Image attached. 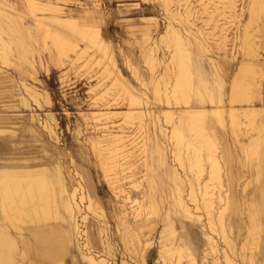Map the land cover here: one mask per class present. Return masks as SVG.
<instances>
[{
	"label": "rangeland",
	"instance_id": "1",
	"mask_svg": "<svg viewBox=\"0 0 264 264\" xmlns=\"http://www.w3.org/2000/svg\"><path fill=\"white\" fill-rule=\"evenodd\" d=\"M39 1L43 6L46 2L57 4L65 16L97 24L101 46L106 53L102 54L97 46L98 50L79 35L65 30L54 18L53 10L31 11L27 0L21 1L19 9L9 1L0 2V24L8 35H4L0 27V38L4 41V50H0V125L16 130L0 135V155L8 158L11 152L10 156L15 160L27 157L48 165L59 161L67 182L68 175L72 174L76 181H81L84 191L99 203L95 212L89 210L91 214L86 219L88 233L94 240V246H86V249L97 252L107 264H191L188 256L178 259L177 252L171 254L170 251L177 245H184V241L190 247L195 264H264V120L261 112H257L252 124H247L240 114L233 121L227 111L223 112L222 123L211 113L206 115L203 125L215 142L220 173V179L208 180L211 163L207 160L206 143L201 144L204 167L201 175L196 167L190 166L184 145H181L182 165L175 155L179 148L171 139L170 130L177 119L182 120L183 113L179 109L185 104L179 99L180 102H176L168 93L171 84L163 83V79L171 83L173 74L158 81V95L154 91L157 78L163 74V63L173 49L171 43L169 47L160 42L158 34L172 20L190 48L211 56L220 68L219 78H213L211 65L203 61L209 87L202 100L192 93L190 104L206 108L227 104L236 73L237 79L243 76L241 84L247 83L245 77L248 76L238 71L241 59L264 57V11L249 27L256 51L247 53L241 44L250 0H233L232 4L229 0H170L168 10L162 0ZM144 16L157 17L159 24L153 30L155 38L149 42L155 48L153 72L143 54L146 43L137 42V38H142L137 28L143 23ZM36 17H40L42 27L45 25L43 30L36 24ZM56 33L63 41L66 37L69 46L62 44L63 49L57 48L56 40H52ZM75 44L77 48H74ZM195 53L193 51L191 57L196 73ZM245 64L246 67L253 66ZM119 74L123 83L130 86L136 97L139 96L141 104H129V95L119 89V84L112 87V79L118 78ZM258 76L256 73L252 88H258ZM21 83L38 89L36 100ZM244 88L239 89L238 94L248 93L246 100L237 97L231 101L230 95V102L235 106L246 104L256 91V88L248 91ZM101 94L102 98H98ZM254 99V105L264 109V100ZM107 105L120 111L129 107L143 111V126L140 127L136 117L132 122L121 116L105 119V115L98 120L102 116L96 117L95 110ZM251 107H244L245 112L250 113ZM30 113L36 116L34 122ZM44 121L51 132L43 127ZM102 123L109 126L103 129L105 132L123 135L124 143L128 144L126 147H130L126 163L115 173L106 170L100 162L98 152L105 144L98 140L102 138L99 137ZM184 132L187 141L195 142L194 135L185 128ZM172 171L176 173L177 183ZM207 180L210 181L207 190L212 198V206L208 208L201 202ZM111 181L116 183V188ZM152 182L153 186L149 188ZM192 189L196 201L192 200ZM179 197L187 204V210L178 202ZM141 201H146L148 206L153 202L156 211L147 207L144 214L135 217L131 210ZM123 208H127L131 223L138 224L133 225V230L137 229L141 241L123 239L120 218ZM221 212L222 223L218 217ZM168 220L173 223L174 232L166 240L170 247H161L162 229ZM96 223L102 229L104 244L96 234ZM25 225L20 223V226ZM12 231L17 234L16 228L12 227ZM208 237H211L215 251L210 250ZM65 259L66 264L79 261L74 249Z\"/></svg>",
	"mask_w": 264,
	"mask_h": 264
},
{
	"label": "bare ground",
	"instance_id": "2",
	"mask_svg": "<svg viewBox=\"0 0 264 264\" xmlns=\"http://www.w3.org/2000/svg\"><path fill=\"white\" fill-rule=\"evenodd\" d=\"M27 1H28V7L31 9V11L35 12L36 10H41V11L53 10L52 12L56 14V15L53 14L54 18L56 19L57 22L60 23V25H62V27L65 30L68 29L71 32H74L76 35H79L89 45H91L92 47L95 46V49L98 50L99 48L102 54L106 53L105 48L104 47L102 48L101 46L102 43L100 40H102V38L100 37V30L97 24L89 21L84 22L83 20L81 21L76 17L65 16V12L61 8H59L57 4L46 2L44 4L45 6H43L42 2H40L39 0H27ZM169 1L170 0H162L163 5L166 7L167 10L170 7ZM229 2H231L230 4H232L233 0H229ZM262 11H264V0H250L248 5V17L246 19L243 28L244 33L242 32L243 39L241 44L242 49L247 53L256 51V49H254L252 45L249 27L254 21H256V19L259 17V14ZM39 18L40 17H36V24L40 28H42L41 30H43L44 29L43 27L45 25L43 24L42 27L41 24L43 22L41 23ZM142 19H143L142 20L143 23L139 25V27L137 28V30L141 33L142 38L141 39L137 38V42L139 44L146 43V45L143 47V51H144L143 54L146 62L149 63L150 70L153 72L154 68L156 67L154 64L155 48L149 42L151 39L155 38L152 35L153 30L155 28L157 29L159 24L157 17L154 16H144L142 17ZM171 21L168 22V24H166L165 26V29L158 34L159 37L158 40L160 42H164L169 47L171 43L173 45V49H171V53H169L170 56L168 57V60L165 61V63H163L164 65L163 74H161V76L157 78L156 82H158L160 79H163L165 75L172 73L173 79L171 83L169 80L166 79H163V83L171 84V88L168 93H170V95L175 98L176 102H180L178 101L179 99L184 102L183 104H185L184 108L179 109V111L181 110V112L183 113L182 120L177 119L172 125V129L170 130L171 131L170 137L174 141L175 146L179 148L175 155L176 158L179 160V163L182 165L181 145H184L186 152L188 154L187 156L190 166L196 167L198 169V175H201L204 170L202 164V156H201V152H202L201 150L203 147L201 148L202 146L201 144L206 143L207 160H209L211 163V167L208 173V180L220 179L219 162L218 159L215 157L216 154L215 142L211 139L210 135L207 134V132L205 131V127L203 123L206 121V115H208V113L213 114V116H215L216 119L222 123L224 118L222 116L224 110L223 107H219V106L208 109V108L194 107L189 105L191 94L193 92L191 48L189 44L185 41V38L183 37L180 31V28L177 26V24ZM45 30L47 34L50 33L48 29ZM50 30L53 29L51 28ZM59 35L56 33V37L55 36L52 37L53 41L56 40L55 43L57 44V48H62L60 47L62 46V44L69 46L66 37L65 40L63 41V38H60ZM3 42H4L3 39L0 38V50L1 49L4 50ZM154 44H156V42ZM96 46L98 48H96ZM6 47L7 46H5V48ZM74 48H77V44L74 45ZM161 62L162 60L159 59L158 63L161 64ZM245 65L247 66V64H245L244 62L241 64V67L238 66L240 67L238 71H241L245 73L246 76H248V77L244 76L245 78H247V83L245 85H243L244 82L243 84H241V81L243 79L241 81L240 79L243 76L242 77L240 76L241 78L237 79V73H236L235 79L233 78L234 82L232 81L233 87L231 85L232 95L231 94L230 95L233 97L231 101L237 100V97L239 99L246 100V98L248 97L247 95L248 93H246V95L244 94L245 92L243 94H238V92H240L239 89H241L242 87H245L244 89L248 88L247 91L256 88V87L254 88L252 87L257 72L256 70H254L255 68H252L254 66L246 67ZM121 76L119 74L118 78L112 79V83H111L112 87L116 88V85L119 84V89L125 92L127 95H129V104L139 103L140 102L138 101L139 96L136 97V95L130 90L129 88L130 86L128 85L129 86L128 87L125 83H123V80H121L120 78ZM122 79L124 78L122 77ZM21 84L23 85V88L26 90V92H28V94L32 96V99L36 100V96L39 94L38 89L33 85H29L26 83H21ZM158 84L159 82L156 83V86L154 88L155 89L154 91L157 95L159 94L160 91V87H159L160 84L159 86ZM200 88L202 87L200 86ZM91 90L93 91L94 89ZM168 93L166 94L167 96ZM99 96L102 98V94L98 95V98ZM229 110H230V114L229 113L228 114L229 116H231V119L234 120L236 114V113L234 114V111H236V108H234V106H231ZM249 111L250 113H248V111L246 112L244 111L243 115L247 119L253 120L257 112H259V109L258 107L253 106L250 108ZM166 112L170 113V115L172 114L171 110H167ZM94 114L96 115V117L102 116L100 118L98 117L97 118L98 120H102L104 118L103 116L105 115V119L121 116L123 120L127 122L129 121L132 122L136 117L138 120H140L139 122L140 127L143 126V125L141 126L142 123L141 121L143 119L142 118L143 111L137 108L129 107L125 110L120 111L119 109L109 107V105L102 108H100L99 106V108L95 110ZM35 117H36L35 114H31L30 119L33 121ZM42 125L45 129L46 128L49 129L50 127L48 126L46 121H44ZM107 127L109 126H107L104 123L101 124L100 129H102V133L99 134V137L102 138L99 139L97 138V139L100 142L104 141L105 144L102 145V149H100L98 153L100 154V162L102 166L108 171L113 170L115 173L117 172L119 167H122L126 163L127 160L126 157H128V155L130 154V147H126L128 144L124 143L123 135H117V134L111 135L110 132L108 133L105 132V130L103 129H108ZM27 128L28 130L31 131V129L28 126ZM184 128L188 130V132H190L192 136L194 135L195 138L193 139H195V142L186 140ZM11 130H13V128L0 125L1 136L5 135L6 132L9 133L12 132ZM49 130L51 132L52 129ZM14 131L16 130L14 129L13 132ZM41 136L42 134H40V137ZM122 152H124V154H122ZM10 155L11 152L9 153L8 158L0 155V264H66V259H65L66 255L68 254V252L72 251L73 249L77 252L79 261L78 262L73 261L72 264H107L106 261L103 259V257L99 256L97 252H93L89 249L88 250L86 249V246H94V240L90 237L88 233L86 219L89 213L91 214V212H95L94 208L98 207L99 203L96 202L87 191H84L83 188H85V186L82 185L81 181L79 180L76 181V179H74L73 174L69 176L66 173L68 175V182H69L68 184L64 174L60 169L61 164H59V161L53 163V165L51 164L48 165L49 163L47 164L44 162H37L38 160L32 161V159L27 157L24 158L19 157L18 159L15 160ZM208 180L206 181V183L204 181L205 184L203 191L201 193L202 194L201 202L207 208L212 206V198L209 197V190H207V186L210 182V181L208 182ZM112 182L113 181H111V183ZM113 183H114L113 187L116 188V183L115 182ZM148 186L149 188H151L153 186V182L150 183ZM119 187L120 186L118 185V188ZM191 192H192L191 193L192 200L196 201V195L193 189L191 190ZM179 199L180 200L178 202L183 204V206L187 210V204L184 201H182L180 197ZM147 207L154 209V212L156 211L157 208L153 202H151V205L148 206L146 201H141V203H138V206L134 208L133 211L131 210V212L133 213V215L135 214L134 215L135 217H137L141 215L145 211V209H147ZM255 207L257 208V206ZM89 210H91V212H89ZM120 215L123 225V232H122L123 239L132 240V241L133 239H136L137 241L138 240L141 241V237L140 234L137 232V229L135 228V230H133V225L135 227L137 223L132 224L131 221L128 219L127 208H123L121 210ZM222 215H223L222 212L218 215V217L221 220V223H222ZM20 223L23 224L26 223V225L20 226ZM83 223L85 224L86 229L84 226H82ZM172 224L173 223L170 220H168L162 229L164 234H162V238H161L162 239L161 247H170L169 243L167 244L166 240H169V238H171V236L173 235L174 231L172 229ZM12 227L17 229L16 231L17 234L13 233ZM101 233H102V229L96 223V234L98 235V239L100 240V242L104 244L105 239H102L103 237ZM207 239L210 250L215 251L216 248L215 245L213 244L211 237H208ZM170 251L171 254L177 252L178 259H181L185 255L188 256V259L192 261L191 264H195L194 256L192 255L191 251H189V248H187L185 245H177L176 247L171 248Z\"/></svg>",
	"mask_w": 264,
	"mask_h": 264
},
{
	"label": "crops",
	"instance_id": "3",
	"mask_svg": "<svg viewBox=\"0 0 264 264\" xmlns=\"http://www.w3.org/2000/svg\"><path fill=\"white\" fill-rule=\"evenodd\" d=\"M11 2L13 4V7L19 9V7L22 5L21 4V1L23 0H20V4H19V0H0V2ZM0 27H1V24H0ZM2 29V27H1ZM3 30V29H2ZM4 32V30H3ZM4 35H7V33L4 32ZM8 36V35H7ZM195 51V55H196V58L195 60H193L195 62V69H196V73L194 72V70L192 69V72H193V94L198 96L199 100H202V96H203V93L207 92L208 90V87L206 82H207V79L206 77H204L205 75V70H204V62L203 61H207L210 65H211V72L213 74V78H219L220 76V71H219V66L215 63V61H213V58L211 56H208L207 54H204L203 52H200V51H197L196 49H191V53ZM250 63L252 64L255 68H256V72L259 74L258 76V82L259 83V87L256 88L257 90L255 91L252 99L250 101H245L246 104L242 105V106H235L234 103H231L230 102V92H231V86L229 88V98H228V101H227V104L225 105H216V106H219V107H223L224 108V111H227L229 114H230V107L231 106H234L236 108V114H235V119L236 117L238 116V114L240 115H243L244 114V107H247V106H255L254 105V102H255V97L259 98L260 100H264V57L262 58H259L258 56L256 57H253V58H248V57H243L240 61V64L241 63ZM191 63H192V57H191ZM238 68V67H237ZM236 72V71H235ZM262 72V73H261ZM194 73L196 74V77L194 75ZM262 75V76H261ZM233 77V76H232ZM196 79V84L194 83V80ZM261 80V81H260ZM203 82V83H202ZM231 82V81H230ZM200 86L202 88H200ZM204 90V91H203ZM260 90V91H259ZM259 93V94H258ZM258 94V95H257ZM210 94L208 93V96ZM190 106H194V107H203V108H206L204 107L203 105L201 106H196V105H192L189 103ZM216 106H213V107H216ZM211 107V108H213ZM257 107V106H255ZM211 108H208V109H211ZM259 111H261V115H262V120H264V109H259ZM213 115V114H212ZM231 117V116H230ZM243 117L245 118V122H247V124H252L254 123L255 121V117L253 118V120H249L247 119L244 115ZM234 119V120H235ZM233 120V121H234ZM249 120V121H247ZM250 122V123H249ZM246 124V125H247ZM159 151L161 152V154L163 153V150L162 148L159 149ZM172 174L173 176L175 177L176 179V183H177V176H176V173L174 171H172ZM185 242V241H184ZM208 242V241H207ZM187 248H189L190 250V247L187 245V243H183Z\"/></svg>",
	"mask_w": 264,
	"mask_h": 264
}]
</instances>
